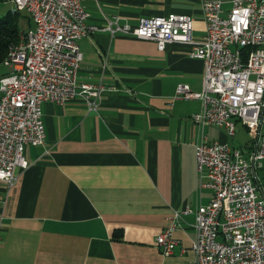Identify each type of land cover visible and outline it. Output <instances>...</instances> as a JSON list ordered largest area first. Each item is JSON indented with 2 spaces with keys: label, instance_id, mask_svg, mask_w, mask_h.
Segmentation results:
<instances>
[{
  "label": "crops",
  "instance_id": "1",
  "mask_svg": "<svg viewBox=\"0 0 264 264\" xmlns=\"http://www.w3.org/2000/svg\"><path fill=\"white\" fill-rule=\"evenodd\" d=\"M202 1L85 5L100 26L112 15L136 26L143 16L191 14L200 38L207 29ZM80 45L79 81L121 89L106 88L96 109L79 95L44 104L46 144L27 147L30 165L17 169L15 184L0 180V264H184L195 257L194 213L183 216L173 254L164 255L156 239L175 211L213 197L199 186L201 130L191 119L203 101L174 98L179 83L203 91L205 62L186 42L160 50L153 40L109 31ZM206 129L211 137L212 127Z\"/></svg>",
  "mask_w": 264,
  "mask_h": 264
},
{
  "label": "built area",
  "instance_id": "2",
  "mask_svg": "<svg viewBox=\"0 0 264 264\" xmlns=\"http://www.w3.org/2000/svg\"><path fill=\"white\" fill-rule=\"evenodd\" d=\"M27 11L34 26L26 42L0 70V180L9 185L17 169L27 168L29 145L46 144L44 104L66 103L82 96L93 109L108 86L103 81L80 82L83 60L80 41L98 31L125 34L157 43L160 50L174 41L193 45L192 57L205 62L203 91L179 83L174 98L203 101L191 115L201 136L196 145L199 186L213 197L195 209L175 211L157 236L164 255L174 253L175 232L183 216L194 213L195 257L184 264H264V0H203L206 33L195 37L194 17L185 13L143 16L138 25L107 17V24L90 22L85 0H12ZM123 90L135 92L123 87ZM238 123L246 126L250 144L237 147L210 139L213 126L234 138ZM184 250H186L184 248Z\"/></svg>",
  "mask_w": 264,
  "mask_h": 264
},
{
  "label": "trees",
  "instance_id": "3",
  "mask_svg": "<svg viewBox=\"0 0 264 264\" xmlns=\"http://www.w3.org/2000/svg\"><path fill=\"white\" fill-rule=\"evenodd\" d=\"M27 12V11H26ZM21 11H10L4 16H0V68L3 66L4 60L8 57L13 48L19 46L23 39L22 17ZM29 17L28 28L34 26L33 19L27 12ZM122 234L121 230L115 231V236Z\"/></svg>",
  "mask_w": 264,
  "mask_h": 264
},
{
  "label": "rangeland",
  "instance_id": "4",
  "mask_svg": "<svg viewBox=\"0 0 264 264\" xmlns=\"http://www.w3.org/2000/svg\"><path fill=\"white\" fill-rule=\"evenodd\" d=\"M21 11V15H25V17H22L21 21H22V28H23V33H25V30L28 27V23H29V17L27 16V12L23 11V10H19V8H17L16 4L12 1V0H0V16H4L7 13H9L10 11ZM1 71H7V68L5 66H2L0 68ZM212 127V135H211V139H217V140H221V141H228L231 144H236L237 147H245V145L250 144L251 140H250V136L248 134L247 128L245 125H243L242 123H238L237 126V135L236 137L232 138L229 135H227L224 131L210 126ZM207 131V129H206ZM208 135L209 133L206 132ZM260 173V177L262 179V181L264 182V167L262 169H260L259 171Z\"/></svg>",
  "mask_w": 264,
  "mask_h": 264
},
{
  "label": "bare ground",
  "instance_id": "5",
  "mask_svg": "<svg viewBox=\"0 0 264 264\" xmlns=\"http://www.w3.org/2000/svg\"><path fill=\"white\" fill-rule=\"evenodd\" d=\"M19 10H22V9L19 8ZM25 42H26V30H25V33H23L22 43L19 46H17V47H15V48L12 49V51L10 52V54L8 55V57L4 60V62H8L9 61V58L13 56V52H19L20 49L22 48V46H24Z\"/></svg>",
  "mask_w": 264,
  "mask_h": 264
},
{
  "label": "water",
  "instance_id": "6",
  "mask_svg": "<svg viewBox=\"0 0 264 264\" xmlns=\"http://www.w3.org/2000/svg\"><path fill=\"white\" fill-rule=\"evenodd\" d=\"M262 194L264 195V192L262 191Z\"/></svg>",
  "mask_w": 264,
  "mask_h": 264
}]
</instances>
